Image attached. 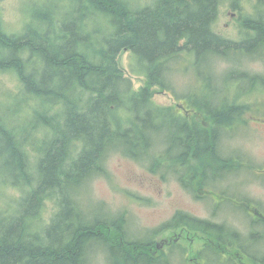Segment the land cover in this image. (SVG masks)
I'll list each match as a JSON object with an SVG mask.
<instances>
[{"label": "trees", "instance_id": "16d2710c", "mask_svg": "<svg viewBox=\"0 0 264 264\" xmlns=\"http://www.w3.org/2000/svg\"><path fill=\"white\" fill-rule=\"evenodd\" d=\"M224 1L150 0L135 6L130 0H33L17 32L4 29L0 14V69L14 73L22 95L17 107L0 103V177L21 188L16 206L0 210V264H88L98 242L116 258L109 264H168L154 255L160 248L153 249L150 238L127 236L121 216L117 223H85L80 191L107 174L104 158L110 152L155 158L153 173L164 167L163 174L174 172L191 192L212 182L210 172L235 170V159L221 153L219 130L238 127L250 107L239 104L238 89L231 96L228 88L248 78L246 84L264 88V76L236 69V77H219L215 61L264 58V0H257L254 13H241L240 40L214 29ZM229 1L240 8V0ZM123 50L137 57L138 71L147 76L138 90L119 66ZM182 60V71L191 70L210 89L187 92L186 113L153 101L154 87L174 93L170 76ZM22 101L31 106L25 114L18 112ZM166 119L178 124L179 133L164 136V149L178 153L163 165L162 152L152 151L156 144L163 147L160 133L171 129ZM49 199L57 209L45 220L41 211ZM172 224L201 231L213 246L235 245L264 264V255H248L223 224L181 212Z\"/></svg>", "mask_w": 264, "mask_h": 264}, {"label": "rangeland", "instance_id": "374dc122", "mask_svg": "<svg viewBox=\"0 0 264 264\" xmlns=\"http://www.w3.org/2000/svg\"><path fill=\"white\" fill-rule=\"evenodd\" d=\"M31 1L33 0H0L1 20L6 31L17 32L21 29ZM130 1L135 6L150 2ZM256 3L257 0H240V8L234 9L230 7V1L225 0L220 7L214 29L225 37L240 40L243 35L239 29V17L241 13H254ZM237 58L242 62H236ZM237 58L234 61L216 59L215 70L219 77H236L237 73L233 71L236 69L264 76V58ZM118 62L124 76L131 79L134 90L144 86L147 76L138 71L137 57L132 52L123 50L118 55ZM184 63L182 60L177 64L180 68L170 76L174 93L154 87L153 101L186 113L187 109L184 107L188 103L182 99L185 94L192 88L201 93L209 92L210 89L203 80H196L191 70L183 72L181 66ZM246 82H232L228 94L232 96L235 89H238L239 104L250 107V110L245 114V121L223 133L220 141L221 153L235 159V170L215 174L210 172L212 182L203 188L196 187L191 192L182 186L174 172L163 174L165 169L162 167L157 173H153L151 164L155 158L139 160L110 152L104 158L107 174L95 176L80 191L83 196L80 206L87 215L83 218L84 222L94 224L97 221L112 220L117 223V217L121 216L122 226L132 240L150 238L153 249H156L157 245L162 246L167 239L174 248L170 245L161 247L154 255L168 264H258L251 256H246L244 251L239 250L241 254L238 257V252L233 247L235 245L226 243L222 249V246L208 244L206 235L201 231L186 225L172 224L178 212L223 224L238 235V241L235 237L234 239L248 255L254 253L257 258L264 255V88L255 84L250 86ZM20 93L14 73L0 69V103H4L6 108H12L16 106L14 102L22 98ZM25 107L31 106L22 101L18 112L25 114ZM188 112V116L193 113ZM166 120L171 129L165 128L163 134L160 133L159 140H163V147L156 144V149L152 151L162 152L163 165L173 163L175 154L178 153L177 150L175 154L167 153L164 149L168 144L164 136H172L174 131L179 133L178 124H171L169 119ZM36 132L43 133L44 129L37 128ZM20 189L0 177V210L8 212L16 206ZM56 209L54 200H47L41 211L42 219H49ZM154 231L157 232L153 235ZM105 240L108 243V236ZM206 245L209 246L208 249H205ZM109 251L111 249L103 242L93 244L87 256L88 264H109V258L116 260L114 256H110ZM190 259H196V262Z\"/></svg>", "mask_w": 264, "mask_h": 264}, {"label": "bare ground", "instance_id": "6f19581e", "mask_svg": "<svg viewBox=\"0 0 264 264\" xmlns=\"http://www.w3.org/2000/svg\"><path fill=\"white\" fill-rule=\"evenodd\" d=\"M236 62H240V63H241L242 61H241L240 59H236ZM248 79H249V78H248ZM248 79H247V81H248ZM231 128H232V127L224 126L222 129L219 130V133H220V134H221V133L223 134V133H225V132H228V131L231 130ZM156 248L159 249L157 246H156Z\"/></svg>", "mask_w": 264, "mask_h": 264}, {"label": "flooded vegetation", "instance_id": "af4514ba", "mask_svg": "<svg viewBox=\"0 0 264 264\" xmlns=\"http://www.w3.org/2000/svg\"><path fill=\"white\" fill-rule=\"evenodd\" d=\"M170 244H171V243H170V242H168V240H167V239H165V240H164V244H163V246H162V247H163V248H164V247H167V246H169ZM156 251H157V250H156ZM240 254H241V253H240V252H238V254H236V255L239 257V256H240ZM190 260H191V261H195V262H196V259H190Z\"/></svg>", "mask_w": 264, "mask_h": 264}, {"label": "water", "instance_id": "95a60500", "mask_svg": "<svg viewBox=\"0 0 264 264\" xmlns=\"http://www.w3.org/2000/svg\"><path fill=\"white\" fill-rule=\"evenodd\" d=\"M163 246V245H162ZM161 244L160 245H157L158 248H161L162 247Z\"/></svg>", "mask_w": 264, "mask_h": 264}]
</instances>
